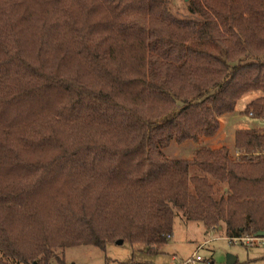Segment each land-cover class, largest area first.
<instances>
[{
    "label": "trees",
    "instance_id": "trees-1",
    "mask_svg": "<svg viewBox=\"0 0 264 264\" xmlns=\"http://www.w3.org/2000/svg\"><path fill=\"white\" fill-rule=\"evenodd\" d=\"M0 0V264L117 241L153 251L174 217L264 230V130L213 136L237 100L264 122V0ZM44 260V262H43Z\"/></svg>",
    "mask_w": 264,
    "mask_h": 264
},
{
    "label": "rangeland",
    "instance_id": "rangeland-1",
    "mask_svg": "<svg viewBox=\"0 0 264 264\" xmlns=\"http://www.w3.org/2000/svg\"><path fill=\"white\" fill-rule=\"evenodd\" d=\"M168 7L179 16L186 15L185 0H169ZM259 94L250 92L240 97L234 112L220 117V127L213 136L181 144L172 141L163 150L164 154L170 159H189L195 149L203 146H225L234 154L233 135L236 129L264 130V122L242 112L246 104ZM196 255L202 259L200 264H227L228 256L236 258L234 264H264V240L247 243L243 239H231L219 227L209 228L199 221H186L180 212L174 217L171 237L156 250L146 251L143 244L128 242L108 243L104 249L78 245L56 249L44 264H183Z\"/></svg>",
    "mask_w": 264,
    "mask_h": 264
},
{
    "label": "built area",
    "instance_id": "built-area-1",
    "mask_svg": "<svg viewBox=\"0 0 264 264\" xmlns=\"http://www.w3.org/2000/svg\"><path fill=\"white\" fill-rule=\"evenodd\" d=\"M251 116V114H249ZM263 237H256V236H249V235H244L242 237H238V238H235V240H244L245 242L249 243V242H254V241H259V240H264V239H261ZM202 261V259L196 255L194 257H191L190 259H188L185 263L183 264H200V262Z\"/></svg>",
    "mask_w": 264,
    "mask_h": 264
},
{
    "label": "water",
    "instance_id": "water-1",
    "mask_svg": "<svg viewBox=\"0 0 264 264\" xmlns=\"http://www.w3.org/2000/svg\"><path fill=\"white\" fill-rule=\"evenodd\" d=\"M256 237H263L264 236V230L258 231L255 234ZM117 243H121V241H117ZM236 261V258L233 256H228L227 257V264H234Z\"/></svg>",
    "mask_w": 264,
    "mask_h": 264
}]
</instances>
